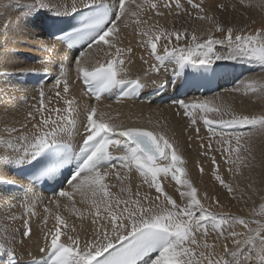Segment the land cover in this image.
I'll return each instance as SVG.
<instances>
[{
  "label": "snow or ice",
  "instance_id": "obj_1",
  "mask_svg": "<svg viewBox=\"0 0 264 264\" xmlns=\"http://www.w3.org/2000/svg\"><path fill=\"white\" fill-rule=\"evenodd\" d=\"M150 9L156 11L157 16H163L160 9L173 11L177 15L181 10L186 11L190 6L196 12V18L213 24L215 31L223 34L217 39L209 34L201 40L195 31L190 35L187 30L169 31L158 23L148 25V21L141 19L145 4L137 0H72L70 6L64 0H36L28 5L30 11L48 9L55 13L76 12L78 8L87 9L82 16L79 26L75 27L69 39L86 41L88 49L104 50L114 57L105 62L96 61L91 67L87 66L88 57L84 52L72 62L76 65L77 75L82 77L87 92L99 101L101 94L110 89L125 86L123 97H134L149 85L145 78L127 79L125 59L121 58L123 49L118 47L121 40L122 28H127L129 20L133 19L139 36L147 37L142 40L143 45H150L155 59L162 65L165 57L157 53V42L164 39V52L167 56L175 55L181 69L190 66L196 69L198 75L194 81L207 80L208 74L215 70L219 61H244L258 64L264 70V24L251 32L244 34V30L235 26L223 24L215 16L205 14V8L196 0H145ZM244 5V0H239ZM264 6V5H262ZM219 9H226L227 5H215ZM255 24V21H252ZM177 45L168 48L173 40ZM58 39V38H57ZM183 41L185 46L180 47ZM220 46L219 48L217 46ZM47 50V49H46ZM131 52V48L127 49ZM128 62L131 60L129 58ZM59 76L56 86L62 85L64 94L69 93L63 60L59 61ZM160 65H152L153 72L159 71ZM32 72L35 69H22ZM177 78L180 73L176 74ZM170 81L160 83V87H167ZM173 86L175 82L171 81ZM249 85L251 91L264 92V83L259 88ZM61 95L60 91L56 96ZM41 104L38 111L44 109V92H40ZM67 115L57 116L56 119L41 117L29 129L28 124H22L25 131L16 127L5 129L15 137L16 148L10 139L2 142L5 149L0 150V169L26 167L30 169L29 184L23 188L22 203L27 207V213H21L17 226V217L11 215V223L4 221L3 231L0 232V264H17L15 248L17 236L21 245L25 238L33 235L31 217L36 215L34 207L42 201V197L35 193L37 183L46 184L59 182L64 186L58 193L55 203L59 207V198L72 202V209H76L75 196H79L84 204L91 199V207L95 212L91 215V230L86 231L81 224L78 230L75 223L69 224L61 215H55V225L44 232V253L42 259L32 260L30 264H264V216L259 219H245L224 211L216 212L213 208L223 209L224 205L219 194L209 195L204 192L198 198L197 187L188 178L186 158L179 146L164 134L141 127H123L104 119V113L98 115L96 106H85L82 110L72 99H65ZM174 104L183 110V115L190 118L191 125L197 124L194 113L199 110L203 124L215 135L214 125L223 128H237L251 126L264 132V113L261 114H233L229 119H209L208 113L219 112L218 107H209L210 102L177 99ZM52 111L59 112V109ZM180 113L178 112L177 115ZM199 127L195 128L197 137ZM126 138L130 142L124 155L116 156L115 151L119 141L114 134ZM79 137V139H77ZM241 136H235L236 147L232 140L223 141L226 147L220 149L224 155V163L229 165L228 171H233V165L241 159ZM193 140L192 136L188 137ZM191 147V144L188 145ZM8 148L13 151H7ZM202 156L207 157L213 151L212 144L199 145ZM237 155L232 159V153ZM119 160L120 164L114 166ZM166 161L161 164L160 161ZM210 163L217 171H213L215 181L222 189L236 198L237 189L231 182L226 181L219 173L215 156ZM199 171L204 172L201 162L197 163ZM135 169L143 178V183L157 194L154 198L145 193L143 196L137 191L126 187L127 179L118 169L131 172ZM171 177L179 186V201L172 194L165 191L163 180ZM112 177L119 185L120 193H129L127 198L113 195L109 191L107 180ZM0 183L14 184L12 180H2ZM183 189V190H181ZM91 194L90 197L88 194ZM202 201H210L207 205ZM264 207V205H262ZM48 213L49 208L45 207ZM27 216V218H26ZM84 214L81 212V218ZM48 217H44L47 224ZM256 227H250V225ZM242 226L245 231L235 230V226ZM63 237V239H62ZM211 237V239H210ZM231 241L232 247H229ZM221 248L222 254L217 252Z\"/></svg>",
  "mask_w": 264,
  "mask_h": 264
},
{
  "label": "bare ground",
  "instance_id": "obj_2",
  "mask_svg": "<svg viewBox=\"0 0 264 264\" xmlns=\"http://www.w3.org/2000/svg\"><path fill=\"white\" fill-rule=\"evenodd\" d=\"M36 0H0V150L5 149V144L2 142L5 139H10L16 148L20 145L16 144L15 137L19 133L9 135L5 129L16 127L21 131L22 124H28L29 129L34 123L32 117L28 114H34L38 121L43 116L44 118L56 119L57 116H64L67 113L64 109L67 108L65 99H72L75 105H78L82 110L85 106H96L98 115L103 112L104 119L109 120L114 124L123 127H141L148 130H154L157 133L166 135L167 138L177 144L186 158V169L188 178L192 180L198 190V198L204 192L209 195L219 194V199L224 205L223 209L213 208V211H224L237 216H242L245 219H259L264 216V132L251 128V126L237 128H223L219 125L216 127L215 135L203 124L200 119L199 110L194 115L197 118V124L191 125L190 118L185 117L183 110L179 109L174 103L160 104L156 100H161L169 95L171 89H166L163 94L156 97L149 95L154 92L161 82L169 81L171 75L180 68L175 55L173 61L166 62L159 66L158 72L151 70L152 65L156 64L151 57L150 45H143L142 40L146 41L147 37L138 35L140 28H137L133 19L129 20L127 28H122L121 40L118 47L123 49L121 58L125 59V67L127 68V79H135L137 77L145 78V73H148L146 82L148 87L145 88L138 98L122 101H110L107 98H102L99 101L92 100L82 89L76 65L72 62L76 57L75 53L68 52L58 41L49 38L48 28L45 23L47 20H56L67 17L71 12L55 13L48 9H36L30 11L28 5L35 4ZM138 3H144V11L141 13V19L148 21V25L156 24L163 26L169 31L187 30L190 35L193 31L198 37L203 40L209 34L219 39L223 35L215 31L213 24L208 21H201L196 18V12L187 6V10H181L177 15L173 9L171 13L167 9L161 8L164 12L163 16H157L156 11L150 9L145 0H137ZM151 0H149V3ZM185 2V0H182ZM205 8V14L215 16L223 24L235 26L237 29L244 30V34L251 32L255 28H259L264 24V0H244V5H239V0H196ZM66 5L70 6L72 0H64ZM223 3L227 5L226 9H219L215 5ZM174 7V6H173ZM80 9V8H78ZM77 9V10H78ZM187 14V15H185ZM185 15V16H184ZM252 21L256 23L253 24ZM165 41L161 38L157 42V53L165 55L163 45ZM177 42L173 38L168 44L169 50L176 46ZM180 47H184L183 41L179 43ZM220 47L219 45L217 46ZM131 48V52L127 49ZM47 49V50H46ZM112 55L109 56L104 50L97 51L86 49L83 52L88 57L87 66L91 67L96 61L105 62L107 59L115 58L114 49L109 50ZM131 60L129 63L128 60ZM63 60L66 75L63 79L67 80L69 93L64 94L62 85L56 86L55 81L59 76V61ZM243 65V71L237 74L234 70L237 65ZM35 69L32 72L22 71V69ZM215 69L226 75V82L221 84L218 91L211 95L203 96H188L185 100L210 102L209 107H218L220 111L208 113L209 119H229L233 114H261L264 113V92L259 90L251 91L249 85L259 88L260 83H264V70L258 64L245 63L244 61H219ZM43 74H51L50 79L41 86H33L30 84L32 77H39ZM171 88V85H169ZM44 92V109H40L41 97L40 92ZM60 91L61 95L56 96V92ZM141 96H146L142 98ZM59 109V112L52 111ZM180 113L177 115V113ZM199 127V136L195 132V128ZM240 135L241 151L239 156L241 159L232 167L233 171L229 172V165L224 163V155L220 149L226 147L223 141L232 140L233 147H236L235 136ZM119 141L115 155H124L130 142L126 138L119 137L118 133L114 134ZM192 136L193 140L189 141L188 137ZM209 138H214L213 141ZM79 139V137H77ZM204 143L207 146L212 144L213 151L207 157L200 153L203 151L199 145ZM191 144V147L188 145ZM11 152L13 149L8 148ZM236 153H232V159H235ZM215 156L220 165L218 171L222 177L231 182L234 188L237 189L236 198L226 193L222 189L218 181L212 174L217 171L210 163L211 157ZM201 162L204 167V172L201 173L197 163ZM166 164V161H160ZM119 165V164H118ZM115 166V165H114ZM18 167L0 169V179L2 180H19L13 172ZM127 179L124 181L126 187L132 189V194L139 191L141 196L145 193L153 198L157 195L154 189H149L143 183V178L133 168L131 172L125 169H118ZM109 191L121 198H127L129 193H120L119 185L112 187L116 181L109 177L107 180ZM27 186V185H25ZM165 191L172 194L174 199L179 201V192L175 181L169 176L163 180ZM8 184L0 183V232L3 231L4 221L11 223V215L17 217L16 224L19 225L21 213H27V207L22 203L24 196L23 192L9 191ZM67 188V185L65 186ZM183 190V189H181ZM36 193V192H35ZM38 194L42 197V201L36 203L34 211L36 215L32 216L31 225L33 235L31 239L25 238L21 245L20 237L17 236L16 244L13 245L15 253L21 260L31 259L43 254L41 248L44 247V232L47 228L55 225V215H61L69 224L75 223L78 230L81 224L86 231L91 230V215L95 209L91 207V199L86 203L81 204L80 197L75 196L76 209H72V202L65 198H59V207L56 206V199H48L43 194ZM90 197V193L88 194ZM206 205L210 201H202ZM48 207L49 212L45 213L44 208ZM81 212L84 216L81 218ZM47 216V224L44 223V217ZM27 218V216H26ZM256 227V225H250ZM235 230L245 231L242 226L236 225ZM63 239V237H62ZM211 239V237H210ZM229 247H232L231 241L228 242ZM222 254L221 248L216 249ZM146 264V262H145Z\"/></svg>",
  "mask_w": 264,
  "mask_h": 264
},
{
  "label": "rangeland",
  "instance_id": "obj_3",
  "mask_svg": "<svg viewBox=\"0 0 264 264\" xmlns=\"http://www.w3.org/2000/svg\"><path fill=\"white\" fill-rule=\"evenodd\" d=\"M173 9H175V8L173 7ZM167 11H168V10H167ZM185 15H187V14H185ZM185 15H184V16H185ZM220 38H223V35L219 36V39H220ZM209 140L213 141L214 138H209ZM228 140H229V139H228ZM222 144H223V145H226V144H224V143H222ZM263 201H264V199H263Z\"/></svg>",
  "mask_w": 264,
  "mask_h": 264
}]
</instances>
